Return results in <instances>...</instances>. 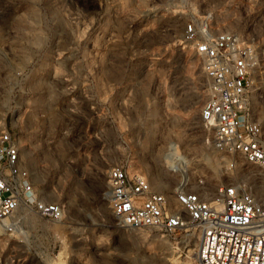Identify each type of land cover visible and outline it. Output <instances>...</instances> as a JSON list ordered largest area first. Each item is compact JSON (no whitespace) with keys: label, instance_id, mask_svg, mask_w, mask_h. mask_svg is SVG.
<instances>
[{"label":"rangeland","instance_id":"rangeland-1","mask_svg":"<svg viewBox=\"0 0 264 264\" xmlns=\"http://www.w3.org/2000/svg\"><path fill=\"white\" fill-rule=\"evenodd\" d=\"M226 1L0 0V126L12 118L35 187L65 212L61 223L28 218L23 243L10 244L17 264H198L194 231L117 225L106 198L115 165L172 191L180 158L208 190L237 183L264 201V170L229 168L201 125L204 76L183 38L198 7L233 27Z\"/></svg>","mask_w":264,"mask_h":264},{"label":"built area","instance_id":"built-area-1","mask_svg":"<svg viewBox=\"0 0 264 264\" xmlns=\"http://www.w3.org/2000/svg\"><path fill=\"white\" fill-rule=\"evenodd\" d=\"M189 2L190 0H170ZM233 21L213 22L199 7L183 25L204 76L206 99L199 112L203 129L212 131L213 148L228 167L238 161L264 170V124L257 108L264 104V33L255 31L263 0H227ZM225 13V12H222ZM13 117V115H12ZM16 121V120H15ZM20 135L11 118L0 126V264H17L10 244L23 243L31 217L52 223L65 220L63 206L49 202L32 180L22 158ZM172 191L154 190L146 175L115 165L107 172V202L119 227L160 230L187 240L197 238L198 264H264V201L251 186L219 184L212 192L186 165ZM193 177V178H192ZM12 236L15 240L9 239Z\"/></svg>","mask_w":264,"mask_h":264},{"label":"bare ground","instance_id":"bare-ground-1","mask_svg":"<svg viewBox=\"0 0 264 264\" xmlns=\"http://www.w3.org/2000/svg\"><path fill=\"white\" fill-rule=\"evenodd\" d=\"M184 162V159H180V158H177V159H175V158H173L172 159V165H173V167H175V166H180L179 164H181L182 166H184V164H185V162ZM254 192H255V194H256V190H254ZM106 196H107V192H106ZM184 248H187V246H185Z\"/></svg>","mask_w":264,"mask_h":264}]
</instances>
